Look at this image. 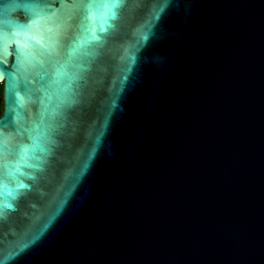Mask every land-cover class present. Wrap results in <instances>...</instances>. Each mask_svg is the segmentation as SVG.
Instances as JSON below:
<instances>
[{
  "label": "water",
  "instance_id": "water-1",
  "mask_svg": "<svg viewBox=\"0 0 264 264\" xmlns=\"http://www.w3.org/2000/svg\"><path fill=\"white\" fill-rule=\"evenodd\" d=\"M0 86V264H264V0H0Z\"/></svg>",
  "mask_w": 264,
  "mask_h": 264
},
{
  "label": "snow or ice",
  "instance_id": "snow-or-ice-1",
  "mask_svg": "<svg viewBox=\"0 0 264 264\" xmlns=\"http://www.w3.org/2000/svg\"><path fill=\"white\" fill-rule=\"evenodd\" d=\"M116 2L118 3L119 2V0H116ZM20 187H24V185H20ZM10 206V205H9Z\"/></svg>",
  "mask_w": 264,
  "mask_h": 264
},
{
  "label": "trees",
  "instance_id": "trees-1",
  "mask_svg": "<svg viewBox=\"0 0 264 264\" xmlns=\"http://www.w3.org/2000/svg\"><path fill=\"white\" fill-rule=\"evenodd\" d=\"M0 89L2 90V86H0Z\"/></svg>",
  "mask_w": 264,
  "mask_h": 264
}]
</instances>
